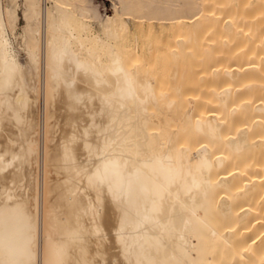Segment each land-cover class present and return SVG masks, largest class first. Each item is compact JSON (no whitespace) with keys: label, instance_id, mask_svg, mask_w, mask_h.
<instances>
[{"label":"bare ground","instance_id":"6f19581e","mask_svg":"<svg viewBox=\"0 0 264 264\" xmlns=\"http://www.w3.org/2000/svg\"><path fill=\"white\" fill-rule=\"evenodd\" d=\"M107 1L0 0V264H264V0Z\"/></svg>","mask_w":264,"mask_h":264},{"label":"rangeland","instance_id":"374dc122","mask_svg":"<svg viewBox=\"0 0 264 264\" xmlns=\"http://www.w3.org/2000/svg\"><path fill=\"white\" fill-rule=\"evenodd\" d=\"M91 3L94 7H96L100 11H107L108 13H111L113 10V4L112 2H109L107 0H91ZM19 8L17 10V32H20L21 27L24 25L23 18H22V0H18ZM17 47V44H15ZM20 60H23V57L20 56Z\"/></svg>","mask_w":264,"mask_h":264}]
</instances>
